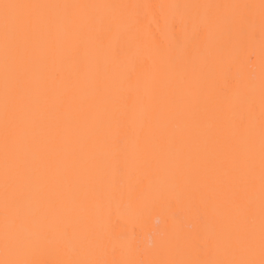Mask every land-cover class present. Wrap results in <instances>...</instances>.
Returning a JSON list of instances; mask_svg holds the SVG:
<instances>
[{
	"label": "bare ground",
	"instance_id": "6f19581e",
	"mask_svg": "<svg viewBox=\"0 0 264 264\" xmlns=\"http://www.w3.org/2000/svg\"><path fill=\"white\" fill-rule=\"evenodd\" d=\"M0 262L264 259V0H0Z\"/></svg>",
	"mask_w": 264,
	"mask_h": 264
},
{
	"label": "snow or ice",
	"instance_id": "6c2138e0",
	"mask_svg": "<svg viewBox=\"0 0 264 264\" xmlns=\"http://www.w3.org/2000/svg\"><path fill=\"white\" fill-rule=\"evenodd\" d=\"M32 7L30 5L12 4V3H0V10L3 12V21L5 30L7 32L9 25L13 24L17 27L22 26L25 23V18L19 14L20 9ZM262 148H264V141H262ZM262 168H264V151H262ZM262 183H264V175H262ZM262 253H264V234H262ZM0 264H29L27 261H6L0 262ZM212 264V262H209ZM215 264H226V262H215ZM227 264H256L255 261H232ZM259 264H264V259H261Z\"/></svg>",
	"mask_w": 264,
	"mask_h": 264
}]
</instances>
